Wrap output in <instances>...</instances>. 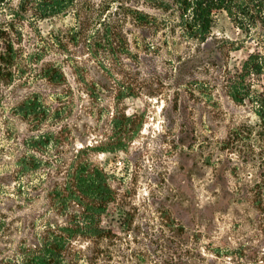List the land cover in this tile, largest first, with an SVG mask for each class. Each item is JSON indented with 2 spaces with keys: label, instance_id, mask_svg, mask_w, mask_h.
Segmentation results:
<instances>
[{
  "label": "trees",
  "instance_id": "trees-1",
  "mask_svg": "<svg viewBox=\"0 0 264 264\" xmlns=\"http://www.w3.org/2000/svg\"><path fill=\"white\" fill-rule=\"evenodd\" d=\"M136 1L0 0V106L4 88L32 68L47 85L17 107L37 132L25 139L16 169L0 176V264H111L117 258L149 264L148 256L160 252L170 255L155 264H198L207 259L204 251L224 253L213 245L202 252L201 232L191 243L177 242L188 230L170 209L155 206L147 215L151 205H136L134 191L95 159L130 153L143 118L129 114L122 99L158 96L160 79L148 74L158 73L164 48L198 43L210 49L213 18L221 11L250 37L258 34V50L224 77L232 101L256 106L258 121L231 125L221 150L237 162L236 172L259 174L249 192L264 236V91L254 90L251 79L264 75V0H153L155 14ZM69 16L72 25L63 23ZM42 23L50 25L47 33ZM127 25L137 34L134 51ZM203 48L177 58L191 69ZM140 236L152 241L141 243ZM250 251L248 264H264V239Z\"/></svg>",
  "mask_w": 264,
  "mask_h": 264
},
{
  "label": "rangeland",
  "instance_id": "rangeland-1",
  "mask_svg": "<svg viewBox=\"0 0 264 264\" xmlns=\"http://www.w3.org/2000/svg\"><path fill=\"white\" fill-rule=\"evenodd\" d=\"M152 4L153 0L136 1L143 10L158 13ZM74 21L69 16L63 23L72 25ZM127 27L133 29L129 37L134 51L137 34L132 25ZM41 28L47 33L50 25L42 23ZM253 35L244 33L221 11L213 18L210 49L198 43L164 48L155 62L158 73L148 74L149 78L159 77V95H129L122 99L129 114L143 118L142 131L130 153H103L95 158L120 178L123 189L134 191L132 200L136 205L143 210L151 205L147 215L155 212V206L170 209L188 230V237L175 238L177 242L186 239L191 243L201 232L198 242L202 252L205 246L213 245L225 253L218 257L204 251L207 259L198 264H248L250 249H257L264 239L258 229L262 215L249 192L259 174L253 168L236 172L237 162L221 150L231 125L258 121L256 106L235 104L224 83L227 70H241L248 56L258 50V34ZM200 47L204 50L202 57L189 65L191 69L184 68L177 56L186 58V52L195 54ZM251 79L254 90L263 92L264 75ZM46 88L35 68L4 88L0 106V176L16 169L25 139L37 132L17 111L19 103L31 92ZM80 104L79 101L78 107ZM138 240L152 241L145 236ZM241 244L246 245V251L240 249ZM169 255H149V264ZM117 259L111 264H121Z\"/></svg>",
  "mask_w": 264,
  "mask_h": 264
}]
</instances>
